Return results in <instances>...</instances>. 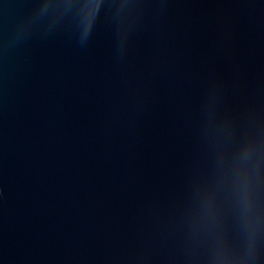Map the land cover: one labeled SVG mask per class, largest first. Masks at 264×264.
I'll return each mask as SVG.
<instances>
[{
  "label": "water",
  "instance_id": "water-1",
  "mask_svg": "<svg viewBox=\"0 0 264 264\" xmlns=\"http://www.w3.org/2000/svg\"><path fill=\"white\" fill-rule=\"evenodd\" d=\"M0 264H264V0H0Z\"/></svg>",
  "mask_w": 264,
  "mask_h": 264
}]
</instances>
